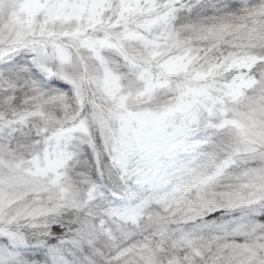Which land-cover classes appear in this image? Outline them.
<instances>
[{
    "label": "snow or ice",
    "instance_id": "6c2138e0",
    "mask_svg": "<svg viewBox=\"0 0 264 264\" xmlns=\"http://www.w3.org/2000/svg\"><path fill=\"white\" fill-rule=\"evenodd\" d=\"M0 264H264V0H0Z\"/></svg>",
    "mask_w": 264,
    "mask_h": 264
}]
</instances>
